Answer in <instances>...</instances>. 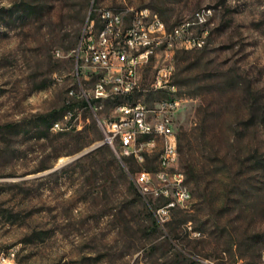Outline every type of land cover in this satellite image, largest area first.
<instances>
[{"label": "rangeland", "instance_id": "obj_1", "mask_svg": "<svg viewBox=\"0 0 264 264\" xmlns=\"http://www.w3.org/2000/svg\"><path fill=\"white\" fill-rule=\"evenodd\" d=\"M101 8L121 11L125 25L146 9L168 30L208 9V39L201 48L157 49L133 95L87 107L83 93L96 77L80 44L88 18L101 25ZM166 61L183 98L175 128L188 133L176 166L186 179L188 156L208 169L211 202L187 181L192 199L161 224L151 207L165 197L148 204L133 182L138 170L157 168L159 138L143 147L134 172L117 140L70 161L105 138L117 102L170 97L151 90ZM68 104L81 126L52 129ZM49 113L58 119L48 129ZM2 253L11 264H264V0H0Z\"/></svg>", "mask_w": 264, "mask_h": 264}, {"label": "built area", "instance_id": "obj_2", "mask_svg": "<svg viewBox=\"0 0 264 264\" xmlns=\"http://www.w3.org/2000/svg\"><path fill=\"white\" fill-rule=\"evenodd\" d=\"M106 13H114L111 24H103ZM142 14L153 15L151 28H141ZM208 15V9L197 8L171 25L169 30H161L163 19L155 12L138 10L130 24L125 25L121 11L101 8L98 13L101 25L96 27L95 17L88 18L80 44L85 51L83 58L92 63L96 77L91 92L83 93L88 105L92 107L93 100L99 101L102 97L133 95L140 89V67L151 60L157 49L164 48L168 53L179 46L187 49L203 47L208 39ZM145 32H156L158 43L140 42V34ZM131 45H139V52H131ZM56 54L61 55V51L57 49ZM174 76V63L166 61L157 69L151 90H170L169 98H160V103L152 105L132 100L123 107L114 108L112 118L104 121L106 142L114 145L117 140L124 156L142 161L143 147H152V141L157 138L162 148H169L168 160H161L160 152L156 169L142 168L133 175L138 190L147 201L149 196L165 197L162 204L152 207L161 224L172 209L191 200L186 192V174L176 166L179 152L175 151V143L179 140L174 121L183 98L178 94ZM77 119V115L68 109L67 117L52 129L65 131L80 127ZM140 136L145 140L140 142ZM0 264H11L8 254L0 255Z\"/></svg>", "mask_w": 264, "mask_h": 264}, {"label": "trees", "instance_id": "obj_3", "mask_svg": "<svg viewBox=\"0 0 264 264\" xmlns=\"http://www.w3.org/2000/svg\"><path fill=\"white\" fill-rule=\"evenodd\" d=\"M116 100L118 101V99H116ZM83 103L85 104V106H87V107L89 106L85 99L83 100ZM68 109L72 110V105L71 104H68V108L66 110H68ZM56 119H58V118L55 117V115H53L52 113L47 114L46 127L49 129L51 127L53 121L56 120ZM186 135H188L187 130H183L182 129V130L178 131V140H179L180 150H181V140L184 137H186ZM106 150H108V147L104 144L102 146L97 147L95 149V151L92 152L91 154H97L99 152H103V151H106ZM109 151H110V149H109ZM133 158L129 157V156H124L123 157L124 161L127 163L128 168H129V170L131 172L135 171V168L133 166L135 158L134 159ZM124 161H121V160L119 161V165H120L121 169H123V170H124V167H123ZM184 168H185V171H186L187 176H188L187 181H191L192 180L194 182V185L196 186V188L198 190H200L201 195L203 197H206L208 202H211V199L209 198L210 185H209V182L204 177V176H207L208 169L206 167H201L200 168V167L196 166L195 161L193 160V157H191V156H188L186 158L185 167ZM134 184H135V182H134ZM147 203L150 204L151 200L147 201ZM151 209H152V207H151ZM170 223H171V221H168V224H170ZM171 237H173V236L168 235L167 239H169Z\"/></svg>", "mask_w": 264, "mask_h": 264}, {"label": "bare ground", "instance_id": "obj_4", "mask_svg": "<svg viewBox=\"0 0 264 264\" xmlns=\"http://www.w3.org/2000/svg\"><path fill=\"white\" fill-rule=\"evenodd\" d=\"M144 11H147L146 9ZM210 13V11L208 10ZM114 21V13H106L103 16V24H111ZM208 21H209V15H208ZM153 22V15L149 14H142L141 15V28H151V24ZM161 30H168L165 23L162 21L161 23ZM153 42L158 43V36L156 32H145L140 34V42ZM131 52H139V45H131ZM159 91H166L170 95V90H159ZM129 95H118L115 98L116 99H121V97H128ZM115 98H109V97H102L99 99V101H104L108 99H115ZM164 98H169V97H164ZM130 103L129 101H119L115 104V108L117 107H123L124 105ZM160 103V102H159ZM59 122H57L54 126L58 125ZM60 130V129H57ZM156 145V141H152V147ZM175 151H178V145L177 142L175 143ZM169 159V148H162L161 150V160H168ZM179 159V155H177V162ZM60 162L65 165L67 164L66 159H61ZM71 162V161H70ZM69 162V163H70ZM186 192L187 195L189 196L190 199H192V193L190 189L187 187V182H186Z\"/></svg>", "mask_w": 264, "mask_h": 264}, {"label": "water", "instance_id": "obj_5", "mask_svg": "<svg viewBox=\"0 0 264 264\" xmlns=\"http://www.w3.org/2000/svg\"><path fill=\"white\" fill-rule=\"evenodd\" d=\"M104 143H106V139H105V138H104L103 140H101L100 142H98V143H96V144H94V145H92V146H90V147H88V148H86V149H84V150H82V151L76 153V154L72 157L71 162H73V161L79 159L80 157L86 155L87 153H89L90 151L94 150L95 148L99 147L100 145H102V144H104ZM118 157H119V159H120L121 161H123L122 158H121L119 155H118ZM56 168H57V167H56Z\"/></svg>", "mask_w": 264, "mask_h": 264}]
</instances>
